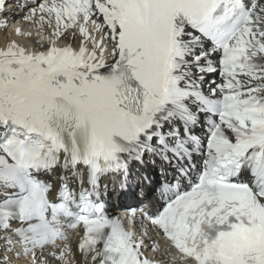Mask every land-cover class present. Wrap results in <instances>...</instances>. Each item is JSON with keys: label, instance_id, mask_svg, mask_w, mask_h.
<instances>
[{"label": "snow or ice", "instance_id": "obj_1", "mask_svg": "<svg viewBox=\"0 0 264 264\" xmlns=\"http://www.w3.org/2000/svg\"><path fill=\"white\" fill-rule=\"evenodd\" d=\"M24 8L26 21L39 14L41 28L54 24L57 38L78 31L81 41L78 49H0L4 249L31 256L29 264H59L72 251L62 229H80L83 264H152L143 241L106 215L104 181L119 175L123 190L133 164L157 162L184 178L203 152L198 182L167 187L162 210L145 218L196 264H264V0H44ZM209 74L222 83L209 81L205 92ZM205 116L206 140L198 131Z\"/></svg>", "mask_w": 264, "mask_h": 264}, {"label": "bare ground", "instance_id": "obj_2", "mask_svg": "<svg viewBox=\"0 0 264 264\" xmlns=\"http://www.w3.org/2000/svg\"><path fill=\"white\" fill-rule=\"evenodd\" d=\"M35 2L38 3H44V0H35ZM33 0H11L8 3L7 9L0 13V49L6 48L12 41H15V43L25 48L26 50H30L34 53H37L39 51L46 50L51 45L56 47L61 46H72L73 48L78 49L81 37L79 35V32H76V36L73 39L72 38V32L69 31L67 38H57L53 35V32L55 31V25L49 26L48 24H44L41 28V25L39 24V14L30 19L25 20L24 16L26 12L23 13V15H19L16 12L21 11V7L25 4L31 5L33 3ZM37 4V3H36ZM36 4H34L31 7H35ZM18 11H15L16 8ZM17 19H21L23 21V26L27 28H19L21 23H14ZM45 19H47V16H45ZM5 21L6 26H5ZM12 24V26L9 28V25ZM31 27L33 29V32L30 31L28 28ZM89 31L92 33L94 38L96 40H99L101 38V34L97 33L91 26V23L89 22ZM30 28V29H31ZM24 29V30H23ZM17 30L21 33L20 35L17 34ZM32 32V33H31ZM35 33V34H33ZM31 34V35H29ZM44 36H47L48 39H43ZM52 42V43H50ZM88 46L91 48V43L88 44ZM110 51V46H109ZM110 57L107 53L105 54V59ZM210 78L207 76L205 79V83L203 86H207L209 84ZM80 242V237L72 238L66 243L71 248V252H67L64 260L59 261V264H83V261L81 260L80 253L77 251V246ZM146 246L148 249H156V246L151 243L149 240L146 243ZM0 248L2 251H0V257H9L11 264H29L31 260V256H13L12 253L4 249V246L2 243H0ZM17 251L19 252L20 249L17 248ZM40 250H38L39 252ZM48 251H51V249L45 250L43 252V256H48ZM59 255V250H57V256ZM156 259L163 264H179L177 261L171 260L168 255L163 254L161 251L156 253ZM48 264H57V261L52 260L49 258Z\"/></svg>", "mask_w": 264, "mask_h": 264}, {"label": "rangeland", "instance_id": "obj_3", "mask_svg": "<svg viewBox=\"0 0 264 264\" xmlns=\"http://www.w3.org/2000/svg\"><path fill=\"white\" fill-rule=\"evenodd\" d=\"M29 7H30V6H29ZM18 9H20V8H16L15 11H18ZM24 12H26L25 8H24V7H21V11H18V12H16V13L19 14V15H23ZM16 22L21 23V25H20L19 28H21V27L24 28V29L27 28V27L23 26V21H21V19H17ZM11 26H12V24L9 25V28H10ZM30 28H31V27H29L28 29H29L30 31L33 32V29H32V28L30 29ZM24 29H23V30H24ZM32 32H31V33H32ZM33 34H35V33H33ZM19 35H20V34H19ZM0 251H2V249H0ZM60 264H62V263H60Z\"/></svg>", "mask_w": 264, "mask_h": 264}]
</instances>
